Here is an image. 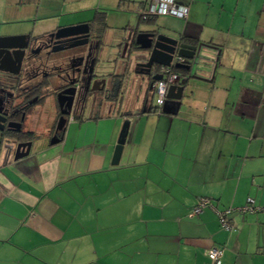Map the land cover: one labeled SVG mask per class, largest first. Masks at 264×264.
<instances>
[{
	"label": "crops",
	"instance_id": "crops-1",
	"mask_svg": "<svg viewBox=\"0 0 264 264\" xmlns=\"http://www.w3.org/2000/svg\"><path fill=\"white\" fill-rule=\"evenodd\" d=\"M43 1L0 0V24L41 36L94 19L102 30L105 89L116 97L67 117L57 143L42 130L45 121H26L38 130L26 127L29 154L0 161V264H212L211 248L222 250L220 264H264V212H233L229 232L215 213L248 198L264 207V0H174L188 8L186 19L140 30L138 17L116 38L108 61L107 10L84 19L85 9L54 12ZM124 2L135 3L118 0L117 7ZM150 2H140L143 11ZM152 32L197 48L191 70L177 73L180 82L188 79L174 115L155 108L145 81L151 103L132 94L142 90L145 78L133 70L146 55L134 37ZM39 105L52 123L53 97ZM201 199L211 206L193 215Z\"/></svg>",
	"mask_w": 264,
	"mask_h": 264
},
{
	"label": "flooded vegetation",
	"instance_id": "flooded-vegetation-1",
	"mask_svg": "<svg viewBox=\"0 0 264 264\" xmlns=\"http://www.w3.org/2000/svg\"><path fill=\"white\" fill-rule=\"evenodd\" d=\"M85 29L91 42L89 57L85 63L79 60L83 55L80 54L79 48L72 47L83 42L84 35L79 39H55L50 36L57 30L55 29L45 33L43 37L38 36L37 40L29 45L30 51L25 53L18 76L4 74L6 80L0 82V138L5 144L3 149L6 155L14 153L16 144L31 142V136H29L31 132L26 128L27 117L32 115L33 108L45 101L47 97L52 96L57 106L52 123H47L46 116L45 120L43 119L46 125L45 135L50 140H59L63 136L64 128H62L63 123L60 117L69 111L71 96L75 92L76 103L73 102L70 113L76 115H81L87 110L91 112L98 110L105 106L109 98L115 99L116 95L113 97L115 90L113 93L106 91L107 85L104 91L101 90L102 80L105 79L103 72L106 69L100 58L103 46L101 27L97 23H92L87 24V27L82 30ZM22 43L18 42V44ZM25 58H28L26 62ZM5 63H7L6 60ZM92 66L97 75L88 82ZM159 69V67L153 69L152 75H159ZM79 72L83 73V83H73L74 79H78ZM152 75L144 78L145 84L154 89L155 82L150 79ZM117 85H120V82ZM117 85L113 89H116ZM7 92L17 97L12 104H9ZM64 117L67 119L68 116Z\"/></svg>",
	"mask_w": 264,
	"mask_h": 264
},
{
	"label": "water",
	"instance_id": "water-1",
	"mask_svg": "<svg viewBox=\"0 0 264 264\" xmlns=\"http://www.w3.org/2000/svg\"><path fill=\"white\" fill-rule=\"evenodd\" d=\"M87 27V24H72V25H65L60 26L57 28L55 32L50 34L51 37L55 39L61 38H71V39H79L82 36L85 38L83 42L77 43L73 45L74 48H79L80 56L79 60L81 63H85L89 57L90 49H91V42H89V35H87V29L82 30L83 28ZM132 33H129L128 37H132ZM44 35H42L43 37ZM156 36V37H155ZM38 36H31L29 34H17L11 35L7 37L0 38V73L7 74L9 76H18L20 73V68L22 65L23 58L25 56L26 51L29 50V45L36 41ZM135 43L140 47V50L145 51L146 55L142 58L138 59L141 62H136L134 65L135 69L133 70L134 74H139L143 77L147 75H152L153 69L160 68V67H174L177 69L186 70L189 72L193 66V61L197 48L193 46H189L186 44H181L178 41L170 38H166L161 34H157V32H152V35L149 34H137L135 35ZM154 38V39H153ZM18 42H23L22 44H18ZM19 54L18 56H16ZM174 59H182L187 60L186 64H182L179 62H173ZM5 60L7 63H5ZM28 58H25L24 61L26 62ZM137 67H141L142 70H137ZM83 72V71H82ZM80 73V72H79ZM91 77L88 82H91L93 77H96L97 72H94V67H91L90 70ZM83 73L79 74L77 80L74 79L73 83L82 84ZM152 82H157L161 79V75H152L150 77ZM188 78L185 77L178 85L170 86L167 90L166 101L162 107V112L170 115H174L177 112V108L179 107L180 99L182 92L184 90V82ZM107 85V80H102V88L101 90L104 91V87ZM13 86V85H11ZM151 88V87H150ZM78 89V88H77ZM76 89V91H78ZM3 91V90H2ZM107 91V90H106ZM93 92V90H91ZM9 98V104H12L14 100L17 98L13 95V93L7 92ZM76 103V92L71 96V103L69 106V111L66 114H62L60 119L62 120V128H64L66 124V118L64 116L71 115L72 104ZM174 107V110H171L170 107ZM19 126V125H18ZM61 128V127H60ZM129 128V123L125 121L122 124L121 131L119 137L116 142V146L113 152L112 164H117L118 159L121 155L122 148L125 141V136L127 134V130ZM19 130V129H18ZM0 138V142H1ZM57 139L50 140V143H57ZM31 148V142L27 143H18L16 144V148L13 154V160L16 161L18 159L26 157ZM5 155V149L2 148L0 161L3 160Z\"/></svg>",
	"mask_w": 264,
	"mask_h": 264
},
{
	"label": "rangeland",
	"instance_id": "rangeland-1",
	"mask_svg": "<svg viewBox=\"0 0 264 264\" xmlns=\"http://www.w3.org/2000/svg\"><path fill=\"white\" fill-rule=\"evenodd\" d=\"M60 1V2H59ZM59 1H51L47 2L46 0L43 1V6L46 5H51V8L55 9L54 12H59V9H62V11L67 12L69 10H76L82 8L85 9L84 13L81 14L80 16L85 18H91L92 15L94 14L95 10L101 9V10H107L108 12V18H107V23H109V33L107 34V39L105 38V47H104V57L106 58V61H108V58L112 57L116 53V44L115 41L119 38V35H121L122 32H126V36L128 32L132 29H134V26L136 25L137 19L140 16V14L143 12L142 9V3L146 2V0H134L135 3L131 2H124V6L117 7L118 0H59ZM63 2V3H62ZM62 14V13H61ZM164 18H169V17H159L157 18V21L155 24H150V23H141L139 25L140 30L144 29H157L159 26H163L162 21ZM174 18V17H173ZM68 20L65 15H63V18H61L62 23L64 21ZM16 24V23H15ZM20 26V24H19ZM22 27V26H21ZM166 27V26H164ZM20 27H16L14 25L12 28L8 26V24H0V38L2 37L3 33H12V35H17L20 34ZM128 28V29H126ZM126 29V31L124 30ZM13 31V32H12ZM22 31V30H21ZM162 32V31H161ZM17 33V34H16ZM117 38V39H116ZM119 40V39H118ZM117 40V43H118ZM115 50V51H114ZM5 75L0 73V82L5 81ZM145 80H142V90L140 92H132L134 96H140V104L143 103V100L145 96L147 95L148 103H151L149 101V94L147 92V87L144 84ZM37 106V109L35 107ZM33 108L32 116L28 117V122L27 124L31 123V126H34L39 123L40 120L44 119V114L43 111L45 109H41V105L37 104ZM48 110V109H47ZM104 110V109H102ZM46 113V112H45ZM28 129H31L33 131H38L35 128L36 127H28ZM42 127V126H41ZM46 129L42 127V130L44 131ZM13 154H8L9 157L13 158Z\"/></svg>",
	"mask_w": 264,
	"mask_h": 264
},
{
	"label": "built area",
	"instance_id": "built-area-1",
	"mask_svg": "<svg viewBox=\"0 0 264 264\" xmlns=\"http://www.w3.org/2000/svg\"><path fill=\"white\" fill-rule=\"evenodd\" d=\"M188 14V8L183 5L175 3L174 0H151L148 8L140 14V18L146 21L150 18L157 17H174L178 19H186ZM175 62L182 63V59H176ZM159 74L161 79L155 82L152 96V104L161 110L166 101L167 90L170 86L178 85L180 83L179 76L173 71V67H160ZM211 206V201L206 199L199 200L196 207L193 209V215H199L205 207ZM237 212L239 214H253L264 212V207H255L252 199L248 198L245 205L235 209H225L222 211H215L217 218L219 219L220 226L225 231H232V226L228 222L229 216ZM207 257L212 264H220L219 259L222 256V250L218 248H211L207 251Z\"/></svg>",
	"mask_w": 264,
	"mask_h": 264
},
{
	"label": "trees",
	"instance_id": "trees-1",
	"mask_svg": "<svg viewBox=\"0 0 264 264\" xmlns=\"http://www.w3.org/2000/svg\"><path fill=\"white\" fill-rule=\"evenodd\" d=\"M154 18H150V19H148V20H146V21H143V20H141V18L139 17V20H140V22H143V23H147V22H150L151 20H153ZM92 22L94 23L95 22V20L93 19L92 20ZM101 32H102V30H101ZM173 71L177 74V73H179V72H183V73H185L186 72V70H183V69H177V68H173ZM29 136H31V135H29ZM2 140V139H1ZM5 146V144H4V142H3V140L0 142V153H1V150H2V148ZM206 208V207H205ZM204 208V209H205ZM203 209V210H204ZM202 210V211H203ZM220 223V222H219Z\"/></svg>",
	"mask_w": 264,
	"mask_h": 264
}]
</instances>
